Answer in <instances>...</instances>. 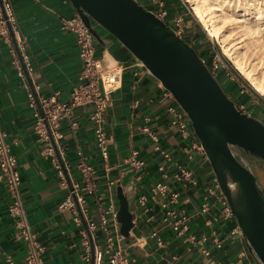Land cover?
Returning <instances> with one entry per match:
<instances>
[{
	"label": "crops",
	"instance_id": "0c3cea01",
	"mask_svg": "<svg viewBox=\"0 0 264 264\" xmlns=\"http://www.w3.org/2000/svg\"><path fill=\"white\" fill-rule=\"evenodd\" d=\"M9 1L24 41L29 79L20 62L19 67L13 62L17 57L14 45L11 48L0 39V128L16 158L27 221L44 247L42 264H81L85 255L82 231L87 235L91 258L83 221L94 250L104 251L106 236H111L112 247L122 248L130 264H259L222 194L209 159L198 148L187 114V127L182 131L171 123L169 107L175 100L160 80L94 22L98 35L94 37L95 55L105 64L113 60L124 64L122 85L112 94L105 111L104 127L111 140L108 160L103 161L95 141L90 105L72 109L60 122L61 137L54 143L38 139L33 126L39 111L36 102L30 104V86L38 98L54 96L66 101L78 84L81 63L75 35L61 28V20L77 15V11L70 0ZM136 1L149 10L155 9L158 1L163 2L166 23L172 26L180 18L183 39L200 57L206 54L208 42L202 40V28L183 0ZM220 84L230 99L241 103L232 94L234 86L222 81ZM49 146L52 154L47 152ZM134 157L142 162L140 166L128 163ZM82 162L93 167L88 177L79 168ZM58 166L67 187L61 185ZM184 170L190 172V178L180 176ZM158 182L165 183L177 197L170 200L168 195L154 194ZM71 183L83 188L78 222L71 208L59 207ZM119 187L128 197L132 215L128 237L121 234L117 215H112L119 209ZM140 195L146 196L144 204L137 201ZM164 201H169L168 207L178 217H185L186 230L182 234L172 228L173 218L163 220ZM9 202L6 184L0 180V264H7V256L14 264H25L26 246L15 234ZM203 204L207 205L204 211ZM102 216L106 218V232L100 222ZM136 236L146 239L143 247L132 245Z\"/></svg>",
	"mask_w": 264,
	"mask_h": 264
},
{
	"label": "water",
	"instance_id": "95a60500",
	"mask_svg": "<svg viewBox=\"0 0 264 264\" xmlns=\"http://www.w3.org/2000/svg\"><path fill=\"white\" fill-rule=\"evenodd\" d=\"M70 1L94 37L98 35L92 22L106 30L135 61L160 80L185 111L249 249L259 264H264V191L241 152L264 161V124L241 112L195 50L153 11L136 0ZM9 32L23 71L29 79L10 27ZM216 46L224 64L264 103V97L250 86ZM104 65H121L123 76L124 64L121 62L113 60ZM30 88L42 115L38 97ZM50 140L54 143L53 138ZM117 195V220L121 234L128 237L132 227L128 197L121 187L117 189ZM83 224L90 239V264H93L94 247L84 221Z\"/></svg>",
	"mask_w": 264,
	"mask_h": 264
},
{
	"label": "built area",
	"instance_id": "2783aa9c",
	"mask_svg": "<svg viewBox=\"0 0 264 264\" xmlns=\"http://www.w3.org/2000/svg\"><path fill=\"white\" fill-rule=\"evenodd\" d=\"M154 14L166 23L167 10L163 5V2L158 1L155 9L151 10ZM181 22L180 18H176L175 24H172V30L174 33L181 38ZM167 24V23H166ZM168 25V24H167ZM170 26V25H168ZM9 27L14 35L16 45L20 52V56L24 62L26 55L23 53L24 41L20 38V31L16 23V18L12 9V5L9 0H0V39H2L6 44L12 48V39L9 32ZM61 28L69 30L74 33L75 41L78 48V57L81 63V69L78 76L79 82L74 86L70 92V96L66 101H59L54 96H40L38 101L42 108L43 114L36 112L34 131L36 132L38 139L40 141H49L50 138H53L54 141L61 137V132L59 130L60 122L69 117L72 109L80 105H90L91 109L89 112V120L93 123L94 126V135L95 141L99 148L101 157L104 162L108 160V148L110 144V137L106 134L105 131V111L111 101L110 94L116 91L118 88H114L112 85L113 82L106 85L104 79L105 71H113L114 68L120 66L121 68V81H122V71L123 67L121 65H115L111 67H105L102 60L95 55L94 48V36L91 30L85 25L82 18L77 14L71 18H64L61 20ZM18 57V55H17ZM15 56L14 64L19 67L20 59ZM21 64V62H20ZM25 65V62H24ZM209 70L213 75V69L217 68V65L214 63ZM206 66V65H205ZM22 67V65H21ZM212 71V72H211ZM214 76V75H213ZM168 94L171 98L174 99L173 95L168 91ZM31 106L35 105L34 97L29 94ZM175 100V99H174ZM238 109L241 112L249 114L246 112L243 104H236ZM169 110L172 114L171 123L177 125L180 130H186L187 122L184 120L185 111L180 107V105L175 100V104L169 107ZM75 125V123H72ZM198 139V138H197ZM198 148L203 150L200 141L198 139ZM204 151V150H203ZM47 152L52 154L53 148L49 146ZM132 166L138 167L142 164L141 161L137 160L135 157L131 158L129 162ZM79 168L84 177L90 176L93 172V167L87 163H80ZM58 175L61 178V185L67 187V181L64 175V172L58 166ZM181 177L190 178V172L184 170L181 174ZM178 177V176H177ZM179 178V177H178ZM0 180H4L7 190L10 195V202L8 204L9 215L14 219V225L16 230V236L22 240L26 246V255L24 258L25 264H42V254L44 247L37 240L35 233L30 228V225L27 221V217L23 208V204L20 198L19 185H20V175L16 165V158L11 153L9 144L5 141V132L0 128ZM68 193L64 200L61 202L59 207L61 209L71 208L75 220L80 221L78 211L81 210V205L84 202V196L80 192L81 186L77 183L72 184L68 188ZM153 192L160 193L162 195H168L170 200L177 197L176 192H169L167 185L162 182L156 183L153 188ZM146 200L145 195H140L137 198L138 203L144 204ZM169 201H164L162 206L165 208L163 215V220L167 221L169 217L173 218L172 228L178 234H182L186 230V224L184 223L185 217H178L176 213L168 207ZM79 207V208H78ZM207 205L203 204L202 210L206 209ZM115 218L117 213H112ZM101 225L103 230L106 232V218L105 216L101 217ZM90 228L93 227L91 223ZM83 235V244L85 246V255L84 260L81 264H90V255H89V242L87 235L82 231ZM151 235H155V232H152ZM106 248L102 250H94V262L93 264H130L128 257L123 253L122 248L114 249L112 247V238L111 236H106ZM160 244L161 242L158 241ZM146 244V239L143 236H136L132 240V245L143 247ZM220 245V242H217V246ZM205 254H208V251H204ZM7 264H14L11 257H6Z\"/></svg>",
	"mask_w": 264,
	"mask_h": 264
},
{
	"label": "bare ground",
	"instance_id": "6f19581e",
	"mask_svg": "<svg viewBox=\"0 0 264 264\" xmlns=\"http://www.w3.org/2000/svg\"><path fill=\"white\" fill-rule=\"evenodd\" d=\"M187 1L190 3L191 8L193 10V13H194L195 17L197 18V21H199V23L202 25V27L207 31L208 35L213 37L219 43L221 53L231 60V63L235 67L237 72L242 75V77L250 84V86L257 93L264 96V69L261 68L260 70H258V69L256 70L254 68V65L247 64L244 61V58L242 55L244 53V51H246V50L244 49L243 53H241V50L237 47V45H235V44L231 45L230 44V39L228 38V33L232 30V29L230 30V28H229L230 27L229 25L232 24L231 21H230L231 23L229 25H226V26H229L228 30H230V31L228 33L226 32L227 34L222 32V28L224 27V25L228 24L230 19L234 20L235 22L233 21L234 22L233 25L235 24L236 27L239 28V33L241 32L246 37L247 36L249 37V39L251 40V41L249 40V43L251 45H254L255 47H258L259 45L261 46L260 41H259L260 43L256 42L259 38L257 36V34H255V36H257L258 38L256 37L257 39H255V40H254V36L252 37V35L254 34V32L257 30V28L259 26L264 25V8L262 9V11H258L261 9L253 7L250 4H249V6L246 5V7H244V5H243V7L242 6L240 7L238 5L239 4L238 3L237 5H235L236 7L235 6L233 7V5H234L233 4L232 8L224 10L223 4H222L223 0H187ZM262 4H264V1ZM252 14H254V15H252ZM260 29H261V27H260ZM241 33L239 35H241ZM263 33H264V31L262 32V34ZM258 43H259V45H258ZM244 45H246V44H244ZM256 45H258V46H256ZM252 48H254V47L252 46L251 49ZM263 51H264V49H263ZM253 53H255V51ZM256 56H258V55H256ZM247 59H246V61H247ZM261 64H262V62H261ZM104 79H105L106 85L113 82L112 85L115 86L114 88H118L121 84V68H120V66H117L116 68H114L113 71H109V70L105 71L104 72Z\"/></svg>",
	"mask_w": 264,
	"mask_h": 264
},
{
	"label": "rangeland",
	"instance_id": "374dc122",
	"mask_svg": "<svg viewBox=\"0 0 264 264\" xmlns=\"http://www.w3.org/2000/svg\"><path fill=\"white\" fill-rule=\"evenodd\" d=\"M184 3L187 5V7L190 9L192 15L194 16L196 22H198L200 28H202V32H203V37H202V40H206V42H208V45L206 46L205 45V55L204 56H199V54L196 52V54L199 56V58L201 59V61L207 65V67L209 66V70L210 68L213 66L212 64H216L217 65V68L216 69H213L212 68V73L214 75V77H217L218 81L221 83L224 82L226 83V85H232L234 87H232V94L237 96V98L241 101V103H243L244 105V108L246 110V112H248L249 114L252 115V113H254V116L255 118H259L261 119L263 122H264V103L261 102V100H259L254 94H252L241 82L240 80L236 77V75L226 66V64H224V62L221 60V58L219 57L218 55V51H217V46L219 47L220 49V46H219V43L213 38L211 37L210 35H208L207 31L202 27V25L199 23V21H197V18L195 17L194 13H193V10L191 8V5L190 3L187 1V0H183ZM225 1V2H224ZM227 1V2H226ZM230 1V2H229ZM264 1V0H263ZM262 0H223V8L224 10H227V9H230L232 8V5L233 7L235 5H238L241 7H246L250 5H252L253 7H256L258 9H261V10H258V11H262V9L264 8V4ZM236 4H235V3ZM241 2V3H240ZM232 3V4H231ZM248 3V4H247ZM228 4V5H227ZM259 4V5H258ZM225 5V6H224ZM229 6V7H228ZM251 6V7H252ZM262 6V7H261ZM227 7V8H226ZM236 7V6H235ZM234 9V8H233ZM153 10V9H152ZM254 15V14H252ZM232 24L229 25L231 22ZM234 20H229L228 24H225L224 27L222 28V32L223 33H228L231 29V31L228 33V38L230 39V44L232 45H237V47L241 50V53H243L244 49L246 51H244V53L242 54L243 55V58H244V61L249 64V65H254V68L257 70H260L261 68L264 69V33L262 34V32L264 31V25L262 26H259L257 28V30L254 32V34L252 35V37L254 36V40L257 39L258 37V40L256 42H261V46L259 45H256L258 47H255L254 45H251L249 43V37L247 38L243 33H241V35H239V28L236 27V25L233 23ZM226 25H229V26H226ZM233 26V27H232ZM171 29H173L171 26H169ZM227 27V28H226ZM230 30H228L229 28ZM261 27V29H260ZM234 28V29H233ZM228 30V31H227ZM238 30V31H237ZM241 31V30H240ZM237 32V33H236ZM226 33V34H227ZM244 36H243V35ZM255 34H257V36H255ZM182 35V33H181ZM234 37V38H233ZM257 37V38H256ZM181 38L183 39V36H181ZM246 38V39H245ZM245 39V40H244ZM184 40V39H183ZM247 40V41H246ZM186 41V40H185ZM251 41V40H250ZM187 42V41H186ZM244 42V43H243ZM246 42V43H245ZM188 43V42H187ZM204 43V44H205ZM246 44V45H244ZM244 45V46H243ZM242 46V47H241ZM254 47L251 49V47ZM249 48V49H248ZM248 49V50H247ZM221 51V50H220ZM255 51V53H253ZM259 53V54H258ZM247 55V56H246ZM258 55V56H256ZM260 55V56H259ZM225 56V55H224ZM262 56V57H261ZM226 57V56H225ZM257 57V58H256ZM248 58V59H247ZM203 59V60H202ZM226 59L231 63V60L229 58L226 57ZM247 59V61H246ZM255 59V60H254ZM252 60V61H251ZM250 61V62H249ZM262 62V64H261ZM232 64V63H231ZM258 65V66H257ZM233 66V65H232ZM234 67V66H233ZM235 68V67H234ZM237 71V70H236ZM240 74V73H239ZM241 75V74H240ZM242 76V75H241ZM262 96V95H261ZM264 97V96H262ZM240 104V102H238ZM235 104H237L235 102ZM247 160V159H246ZM248 161V160H247ZM249 163V162H248ZM250 165V164H249ZM262 169H259L258 167V171L259 172V178H260V182L263 186V189H264V165H262ZM263 170V171H262ZM264 191V190H263Z\"/></svg>",
	"mask_w": 264,
	"mask_h": 264
},
{
	"label": "flooded vegetation",
	"instance_id": "af4514ba",
	"mask_svg": "<svg viewBox=\"0 0 264 264\" xmlns=\"http://www.w3.org/2000/svg\"><path fill=\"white\" fill-rule=\"evenodd\" d=\"M248 115H249V116H252V117L255 118L254 115H251V114H248ZM256 119H258L259 121H261V122L264 124V122H263L261 119H259V118H256ZM241 152L243 153L244 157L248 160V162H249V164H250V166H251V168H252V170H253L255 176L257 175L256 178H257V180L259 181V183H260V185H261V187H262V190H264V189H263V186H262V184H261V182H260L259 172H257V171H258V167H259V169H262V168H263L262 165H264V161H262L261 159H259V158L255 157V156H253V155L250 154V153L244 152V151H242V150H241ZM262 171H263V170H262ZM263 172H264V171H263Z\"/></svg>",
	"mask_w": 264,
	"mask_h": 264
},
{
	"label": "trees",
	"instance_id": "16d2710c",
	"mask_svg": "<svg viewBox=\"0 0 264 264\" xmlns=\"http://www.w3.org/2000/svg\"><path fill=\"white\" fill-rule=\"evenodd\" d=\"M206 67H207V65H206ZM216 80H217V82L219 83V85L221 86V84H220V82L218 81V79H217V77H214ZM221 88H222V86H221ZM223 89V88H222ZM257 176V175H256Z\"/></svg>",
	"mask_w": 264,
	"mask_h": 264
}]
</instances>
